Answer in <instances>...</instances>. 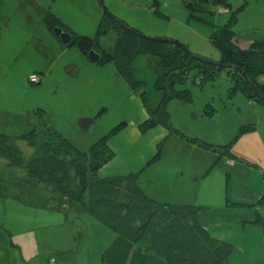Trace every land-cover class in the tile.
I'll use <instances>...</instances> for the list:
<instances>
[{"label":"rangeland","instance_id":"374dc122","mask_svg":"<svg viewBox=\"0 0 264 264\" xmlns=\"http://www.w3.org/2000/svg\"><path fill=\"white\" fill-rule=\"evenodd\" d=\"M207 7L190 14L184 0H0V133L11 137L24 133L30 127L27 117L31 115L37 134L42 136L44 123L33 114L42 109L50 131L87 152L91 144L124 124L109 134L112 157L96 171V177L136 173L146 192L158 187L155 192L164 191L171 197V191L181 192L175 185H184L190 190L195 186L199 195L211 189L226 196L229 176L219 168L224 157L217 160L219 151L198 146L190 139L221 146L232 140L240 126L254 124L255 130L240 136L233 146V152L245 155L241 150L256 139L255 134L264 140V104L249 102L240 90L232 93L224 70L214 79L201 82L194 67L184 81L174 85L175 90L190 91L191 100L171 98L167 103L172 129L162 124L145 128L142 124L147 110H155L162 98V91L155 88L156 78L165 72L159 56L139 53L132 59L131 68L139 84L131 88L112 62L89 60L76 46L64 45L43 22L49 11L69 31L94 37L105 16L144 36L181 43L190 53L212 61L220 58L210 39L217 26L230 24L239 46L264 39V0H216ZM115 38L114 29L102 35V49L112 52ZM82 118L93 120L87 130L78 125ZM158 146L160 159L147 164ZM31 151L22 146L25 158ZM256 162L251 163L260 164ZM16 196L24 202L17 204L13 201ZM0 197H4L0 199V225L16 232L24 247L30 249L33 245L26 238L33 224H50V219H54L53 224L65 219L75 224L77 215H88L71 200L63 202L67 200L53 188L30 179L24 168L10 166L1 157ZM182 198L189 201L187 195ZM6 199L8 208L3 207ZM169 200L175 203L173 198ZM38 202H45L49 208L38 206ZM22 204L25 212L14 208ZM88 217L89 222L78 223L83 231L89 224L96 231H111L90 214ZM70 231L71 238L51 232L40 237L39 245L47 250L41 256L52 259L55 251L49 249L68 248L70 242L78 245L84 240L73 227ZM105 240L95 239L89 256L96 251L92 247Z\"/></svg>","mask_w":264,"mask_h":264},{"label":"trees","instance_id":"16d2710c","mask_svg":"<svg viewBox=\"0 0 264 264\" xmlns=\"http://www.w3.org/2000/svg\"><path fill=\"white\" fill-rule=\"evenodd\" d=\"M184 1L189 13L195 14L206 10L216 0ZM43 22L51 32L59 27L70 33L71 40L64 45L76 46L86 56L90 50L96 51L100 55L98 64L112 62L117 74L131 88L139 84L131 68L132 59L139 53L159 56L165 72L156 78L155 88L162 91V98L155 110H147L148 117L142 124L145 128L162 124L172 129L167 103L171 98L183 102L191 100L190 91L175 90L174 85L184 81L194 67L198 69L201 82L214 79L224 70L232 83V93L240 90L249 102L264 104V39L239 46L230 24L217 26L210 37L220 54L219 60L213 62L185 52L186 47L181 43L154 40L105 16L99 21L94 37L69 31L49 11L44 14ZM110 29L116 31V38L113 51L106 52L101 47L100 37ZM33 114L44 123L42 136L37 134L31 115L27 117L30 127L24 133L14 137L0 133V157L8 165L21 166L30 179L53 188L60 198L71 200L112 232L140 245L146 253L159 256L165 264L228 263L234 246L213 237L200 225L197 213L201 205L171 204L154 199L141 188L136 173L106 178L94 175L112 157L107 141L109 134L124 124L99 138L86 152L77 149L59 133L50 131L42 109ZM254 130V124L242 125L232 140L221 146L190 140L198 146L219 151L217 160L224 157L235 162L241 159L233 153L234 144L240 136ZM22 146L32 150L27 158L22 155ZM160 156L158 146L147 164L158 161ZM258 203H264V195Z\"/></svg>","mask_w":264,"mask_h":264},{"label":"crops","instance_id":"0c3cea01","mask_svg":"<svg viewBox=\"0 0 264 264\" xmlns=\"http://www.w3.org/2000/svg\"><path fill=\"white\" fill-rule=\"evenodd\" d=\"M254 136L256 139L248 141L241 150L245 155L233 152L241 160L233 162L224 158L221 161L222 167L219 168L226 171L229 176L226 196L211 189L199 195L195 186L190 190L189 187L184 188V185H175L181 192L174 194L176 191H171V197H166L167 194L165 195L164 191L155 192L158 187L149 190L152 192L145 191L148 196L159 201L171 203L169 199L173 198L175 203L201 205L202 208L197 213L200 225L213 237L230 242L234 246L227 264H264V203H258L264 195V140L256 134ZM248 156L260 164L249 160ZM43 192L44 190L41 193ZM186 195L188 202H184L182 198ZM14 198L13 201L17 204L24 202L20 196ZM38 203V206L49 208L45 202ZM8 204L7 199L3 201L4 208H8ZM14 208L25 212L23 204ZM88 215H77V218L73 220L75 224L72 221L69 223L67 219L55 224H53L54 219H50V224L41 223L38 226L33 224L28 231L31 233L26 238L33 245L32 249L24 247V240L19 238L16 232L0 225V264H165L159 256L146 253L140 245L112 231H96V227L90 224L83 231V226L78 223L85 224L86 219L89 222ZM72 227L76 229L80 240L84 236L80 244L74 245L70 242L68 248L57 246L49 249L55 251L53 261L51 257L41 256V252L44 251L46 254L47 250L39 245L40 237L42 239L43 235L48 234L46 232H51L71 238ZM72 238L75 239V236ZM97 238L106 240L92 247L96 251L91 257L89 256L90 245Z\"/></svg>","mask_w":264,"mask_h":264},{"label":"water","instance_id":"95a60500","mask_svg":"<svg viewBox=\"0 0 264 264\" xmlns=\"http://www.w3.org/2000/svg\"><path fill=\"white\" fill-rule=\"evenodd\" d=\"M52 33L57 36L59 38V40L63 43V44H67L69 43V41L71 40V35L70 33L66 32V31H63L61 28L59 27H55L53 30H52ZM154 40H159V41H164L165 39H157V38H153ZM185 52H188L189 51L187 49H185ZM87 57L89 60L91 61H94V62H97L100 58V55L99 53H97L96 51L94 50H90L88 53H87ZM204 59V58H203ZM214 62V61H213ZM217 64V62H216ZM224 68H226L225 66H223ZM93 123V120L91 119H78V125L83 129V130H87L88 127L90 126V124Z\"/></svg>","mask_w":264,"mask_h":264},{"label":"built area","instance_id":"2783aa9c","mask_svg":"<svg viewBox=\"0 0 264 264\" xmlns=\"http://www.w3.org/2000/svg\"><path fill=\"white\" fill-rule=\"evenodd\" d=\"M219 11H221L222 12V9H219ZM40 80V79H39Z\"/></svg>","mask_w":264,"mask_h":264}]
</instances>
